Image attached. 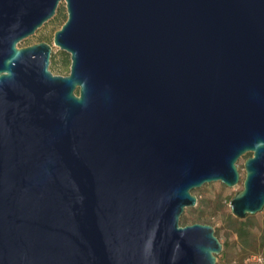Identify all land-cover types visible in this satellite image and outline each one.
I'll return each instance as SVG.
<instances>
[{"label":"water","instance_id":"1","mask_svg":"<svg viewBox=\"0 0 264 264\" xmlns=\"http://www.w3.org/2000/svg\"><path fill=\"white\" fill-rule=\"evenodd\" d=\"M63 1L51 47L17 48ZM264 208V0H0V264H215L191 191Z\"/></svg>","mask_w":264,"mask_h":264},{"label":"rangeland","instance_id":"2","mask_svg":"<svg viewBox=\"0 0 264 264\" xmlns=\"http://www.w3.org/2000/svg\"><path fill=\"white\" fill-rule=\"evenodd\" d=\"M62 13L64 19L60 23H58L62 18ZM65 18H66V13L64 8V3L63 1H60V3L58 4L55 10L53 17L49 21L44 23L39 29H37L33 33V35L21 40L16 45L17 48H21V47L37 44L39 42L48 44L51 47V53L49 58V61H51V66H52L51 73L53 75H59V76H65L66 74L64 73V70H60L58 68V57H59L58 52H62V51H59L56 47L52 45V35L55 31L59 30L60 26L65 21ZM250 155H251L250 153H246L240 158H238V160L236 161L235 166L239 173V181L233 187L226 188L219 182H213L209 184H204L200 188L191 191V195L195 197L196 202L199 201L202 202L201 211L203 217L201 220H195L192 217H187L188 219L184 226L191 224L208 225L212 228L213 234L220 244L227 242V240L228 242H231L232 238L229 237L227 239L226 237L227 231L225 224L226 216H231L229 212L228 202L236 192H239L242 189V181L244 178V171L242 168V164L247 157H250ZM194 208L195 206L192 208L184 209L182 215L187 216L188 210H193ZM251 217H253L254 232L258 233V231H260L262 223L264 222V208H262L261 211H259L258 213H256ZM178 225L181 227L183 226V223L181 222L180 218L178 221ZM257 263L258 262L256 257H250L249 259H246L242 262V264H257ZM217 264H239V263H237V261L234 258L227 256L226 259H224L223 261H218Z\"/></svg>","mask_w":264,"mask_h":264},{"label":"trees","instance_id":"3","mask_svg":"<svg viewBox=\"0 0 264 264\" xmlns=\"http://www.w3.org/2000/svg\"><path fill=\"white\" fill-rule=\"evenodd\" d=\"M63 19L64 16L62 13V18L58 23ZM58 55V68L64 70V73L67 74L69 65L68 55L63 52H58ZM48 70L52 72L51 61H49ZM201 207L202 202H196L195 208L193 210H188L187 216L182 215L180 217L183 226L188 219L187 217H192L195 220L202 219ZM225 224L227 231L226 237L227 239L230 237L232 240L231 242L227 240V242L221 244V252L215 257V264H217L218 261H223L227 256L234 258L239 264H242L244 260L250 257H256L257 264H264V222L258 233L254 232L253 217L251 216H246L243 220L226 216Z\"/></svg>","mask_w":264,"mask_h":264},{"label":"flooded vegetation","instance_id":"4","mask_svg":"<svg viewBox=\"0 0 264 264\" xmlns=\"http://www.w3.org/2000/svg\"><path fill=\"white\" fill-rule=\"evenodd\" d=\"M68 66H69V65H68ZM51 74H52V73H51ZM67 74H68V73H67ZM67 74H66V75H67ZM52 75H53V74H52ZM66 75H65V76H66Z\"/></svg>","mask_w":264,"mask_h":264}]
</instances>
